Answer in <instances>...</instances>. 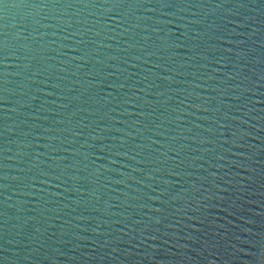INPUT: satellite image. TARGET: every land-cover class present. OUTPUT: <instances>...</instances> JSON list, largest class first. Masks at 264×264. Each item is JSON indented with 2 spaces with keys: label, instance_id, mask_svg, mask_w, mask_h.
I'll list each match as a JSON object with an SVG mask.
<instances>
[{
  "label": "water",
  "instance_id": "obj_1",
  "mask_svg": "<svg viewBox=\"0 0 264 264\" xmlns=\"http://www.w3.org/2000/svg\"><path fill=\"white\" fill-rule=\"evenodd\" d=\"M0 264H264V0H0Z\"/></svg>",
  "mask_w": 264,
  "mask_h": 264
}]
</instances>
